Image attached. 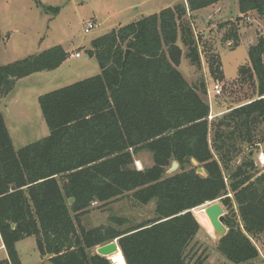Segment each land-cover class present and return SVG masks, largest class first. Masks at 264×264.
<instances>
[{"label": "trees", "instance_id": "obj_1", "mask_svg": "<svg viewBox=\"0 0 264 264\" xmlns=\"http://www.w3.org/2000/svg\"><path fill=\"white\" fill-rule=\"evenodd\" d=\"M221 1L185 0L92 40L85 53L95 58L100 74L38 97L46 137L15 151L0 114L5 264H21L16 244L29 237L41 257L52 256L50 264H202L201 256L192 261L195 236L200 224L207 225L204 205L216 200L228 212L217 253L233 264L259 257L254 240L264 235V172L255 171L249 154L233 169L231 163L244 149H258L264 142V39L248 48V60L238 68L240 81L255 83L257 98L212 122L202 97L205 82L189 85L178 71L183 56L201 67L198 39L187 17ZM35 4L57 12L40 0ZM237 4L241 16L255 12L264 18V0ZM226 28L224 39L234 48L238 33L229 22L219 26ZM205 52L210 78L223 81L220 60L210 48ZM67 57L56 46L0 66V99L18 80L54 71ZM140 152L152 155L150 168H134ZM173 162L177 172L166 176ZM123 197L137 205L154 201L155 217L121 232L81 226L80 217L93 203L104 206ZM69 199L74 201L69 204ZM113 240L120 250L107 259L88 254Z\"/></svg>", "mask_w": 264, "mask_h": 264}, {"label": "rangeland", "instance_id": "obj_2", "mask_svg": "<svg viewBox=\"0 0 264 264\" xmlns=\"http://www.w3.org/2000/svg\"><path fill=\"white\" fill-rule=\"evenodd\" d=\"M178 1L40 0L44 7L57 9V12L52 14L37 7L35 0H0L2 38L0 66L26 59L56 46L62 47L69 55L76 52L81 54V58L67 57L66 63L56 71L35 73L18 80L11 93L0 99V114L3 116L13 149L17 151L48 135V129L38 105L39 96L100 74V68L95 58H89L84 51L86 47L90 48L92 40L143 17L157 14L165 8L172 7ZM222 2L219 15L221 18H217L213 13H207L208 11L205 10L198 12L199 17L203 16L201 18L187 17L193 34L198 39L201 67L197 69L190 65L185 57H182L178 67L183 78L187 82H191L192 85L198 84L200 80L205 81L203 70L207 72L206 91H211L215 82L219 84L220 96L208 98V92H206V96H202L204 102L208 103L209 107L211 106V112L216 110L212 107L217 106L218 110L223 109L217 115L209 113V116L216 119L257 98L255 83L252 84L247 80L240 81L238 68L247 62L248 48L256 45L261 38L264 39L263 17L258 16L255 12L241 16L237 0H223ZM183 3L185 4V2ZM209 15H212V18L207 21ZM88 22H92L95 27L85 33L84 29ZM225 22L233 24L238 33L239 43L234 48L231 41L224 39L227 28L219 30V26ZM208 23L210 24L208 25ZM181 48L185 54L186 49L183 46ZM206 48H210L211 54L216 57V60H220L223 81H213L210 78L206 63L208 59ZM193 70H195V77L191 76ZM243 78L246 79V77ZM196 80L197 82H195ZM221 105H225V108H221ZM212 119L210 120L208 117L209 122L214 120ZM262 128L260 125L259 130ZM213 134L214 131L210 130L209 141L213 139ZM263 150L264 142L258 146V149H244L243 153L232 161L231 169L240 164L242 159L249 154L254 162L255 171L263 173ZM215 157L217 158V156ZM152 165V155L148 152H140L134 157V168L137 170L147 169ZM222 172L228 186L229 174L225 170ZM172 173L168 168L166 176ZM228 196L232 198L230 194ZM217 204L221 206L225 217L228 212L223 208L220 200H217ZM154 207V201L149 202L148 205H137L130 197H123L104 206L93 203L89 212L80 217V224L86 230L111 226L121 232L153 219L155 217ZM111 218L125 220V223H113ZM220 225V223L213 224L209 216L206 227L200 224L201 229L195 236L193 249L196 256L192 261L201 256L204 259L202 264H233L220 256L215 249L217 240L226 229L221 228ZM254 244L258 249L259 257L246 264H264V235L255 239ZM98 247L88 250V254L96 255ZM16 249L21 264H50L47 261L50 258L41 257L38 253L33 237L23 239ZM6 259L7 255L0 240V264H5Z\"/></svg>", "mask_w": 264, "mask_h": 264}, {"label": "water", "instance_id": "obj_3", "mask_svg": "<svg viewBox=\"0 0 264 264\" xmlns=\"http://www.w3.org/2000/svg\"><path fill=\"white\" fill-rule=\"evenodd\" d=\"M128 54H129V50H126L125 54H124L123 63L126 61ZM191 164L193 166H197V162L194 159L191 160ZM177 168H178V164L176 162H173L171 164V167H170V172L172 173V172L176 171ZM196 173L199 175H203L204 172H203L202 168H197ZM73 201H74L73 199H69L68 203L71 204ZM204 207L207 209V214H208L211 222L212 223L218 222L225 228V226H224L225 217L223 215V210H222L221 206H219V204H217V200L214 202L205 204ZM191 213H192V211H191ZM225 234H226V229H225ZM117 250H120L118 245H117V242L112 241V242H109L108 244H105V245L98 247L96 249V255L107 258L108 256L115 254L117 252ZM46 257L51 258V255H46Z\"/></svg>", "mask_w": 264, "mask_h": 264}, {"label": "crops", "instance_id": "obj_4", "mask_svg": "<svg viewBox=\"0 0 264 264\" xmlns=\"http://www.w3.org/2000/svg\"><path fill=\"white\" fill-rule=\"evenodd\" d=\"M183 2H185V0H179L178 2H176L174 5H176V4H179V3H183ZM222 2V1H221ZM221 2H219V3H217V4H215V5H213V6H211V7H208V8H206V9H203V10H205V11H208L207 13H213V15H215V16H217V18H221L219 15H220V13H221V9H220V4H221ZM223 3V2H222ZM173 5V6H174ZM172 6V7H173ZM203 10H200V11H203ZM199 12V11H198ZM198 12H196V13H193L191 16H189L190 18H192V17H196V18H198L199 16H198ZM206 13V14H207ZM205 14V15H206ZM201 17H203L202 15H200V17L199 18H201ZM212 18V15H209L208 17H207V21H209L210 19ZM195 21V20H194ZM197 22H198V20H197ZM200 22V21H199ZM210 23H208V25H209ZM0 34H1V32H0ZM1 40H2V38H1ZM1 42V41H0ZM87 49H89V46L88 47H86L85 49H84V51H86ZM182 51H183V49H182ZM76 53H78V52H76ZM75 54V53H74ZM71 55H73V54H68V57H70L71 59L72 58H74L73 56H71ZM184 57V56H183ZM79 58H81V54H80V57ZM64 63H66V61L64 62ZM64 63L62 64V65H64ZM62 65L60 66V67H62ZM191 65V64H190ZM60 67L58 68V69H60ZM58 69H56V70H58ZM55 70V71H56ZM195 70H193L192 71V73H191V76L192 77H195L194 75H196L195 74V72H194ZM203 75H204V79H205V86H206V76L208 77V74H207V72H204V70H203ZM200 77H202V76H200ZM199 77V78H200ZM198 78V79H199ZM186 80V79H185ZM187 82V81H186ZM195 82H197V80L195 81ZM189 85H192L191 84V82H187ZM196 85V84H195ZM210 108V112H211V106L209 107ZM221 108H225V105H221ZM212 109H216L215 110V112H211V115H217L218 113H220V112H222V110L220 109V110H218V108H217V106L216 107H212ZM5 123V122H4ZM137 156V155H136ZM21 242V241H20ZM20 242H18L17 244H16V247H17V245L20 243ZM17 250V249H16Z\"/></svg>", "mask_w": 264, "mask_h": 264}, {"label": "built area", "instance_id": "obj_5", "mask_svg": "<svg viewBox=\"0 0 264 264\" xmlns=\"http://www.w3.org/2000/svg\"><path fill=\"white\" fill-rule=\"evenodd\" d=\"M95 27V25L92 23V22H88L87 24H86V27H85V29H84V32L85 33H88L90 30H92L93 28ZM71 56H73L74 58H79L80 57V54L79 53H75V54H73V55H71ZM206 92H208V98L210 97V96H213V97H217V96H220L221 95V88H220V86H219V84H217V82H215L214 84H213V87H212V90L211 91H206ZM213 117L212 116H209V119L211 120ZM96 204V203H95Z\"/></svg>", "mask_w": 264, "mask_h": 264}, {"label": "bare ground", "instance_id": "obj_6", "mask_svg": "<svg viewBox=\"0 0 264 264\" xmlns=\"http://www.w3.org/2000/svg\"><path fill=\"white\" fill-rule=\"evenodd\" d=\"M218 223V222H217ZM217 223H213V224H217Z\"/></svg>", "mask_w": 264, "mask_h": 264}]
</instances>
